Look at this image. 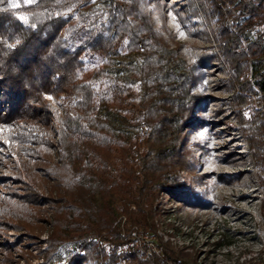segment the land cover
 Listing matches in <instances>:
<instances>
[{
  "label": "trees",
  "instance_id": "trees-1",
  "mask_svg": "<svg viewBox=\"0 0 264 264\" xmlns=\"http://www.w3.org/2000/svg\"><path fill=\"white\" fill-rule=\"evenodd\" d=\"M207 2L218 15L213 57L228 73L233 106L250 93L259 101L248 145L264 161V0ZM191 62L139 0L0 2V110L35 103L40 93L79 96L71 116L42 105L59 123L60 160L70 173L60 191L63 235L48 240L44 264L186 262L157 241L159 252L145 253L130 226L153 235L158 192H177L179 171L191 167L182 133L202 101Z\"/></svg>",
  "mask_w": 264,
  "mask_h": 264
},
{
  "label": "rangeland",
  "instance_id": "rangeland-1",
  "mask_svg": "<svg viewBox=\"0 0 264 264\" xmlns=\"http://www.w3.org/2000/svg\"><path fill=\"white\" fill-rule=\"evenodd\" d=\"M139 4L167 44L198 65L194 92L202 101L182 133L190 169L179 171L177 192H158L153 235L131 225L133 238L145 253L159 252L156 241L171 246L184 264H264V161L248 145L259 101L250 93L240 109L233 106L228 73L220 55L213 57L218 15L207 0ZM37 97L0 110V264H44L47 242L63 235L68 216L60 195L70 174L60 160L61 130L42 105L71 116L79 96L65 90Z\"/></svg>",
  "mask_w": 264,
  "mask_h": 264
},
{
  "label": "snow or ice",
  "instance_id": "snow-or-ice-1",
  "mask_svg": "<svg viewBox=\"0 0 264 264\" xmlns=\"http://www.w3.org/2000/svg\"><path fill=\"white\" fill-rule=\"evenodd\" d=\"M0 2H3V0H0ZM29 2H31V0H29ZM13 6H15V5H13Z\"/></svg>",
  "mask_w": 264,
  "mask_h": 264
}]
</instances>
